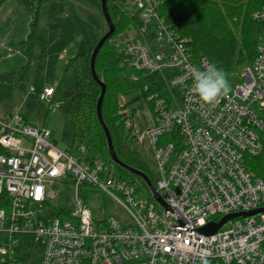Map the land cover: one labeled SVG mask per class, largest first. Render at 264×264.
<instances>
[{"label": "built area", "instance_id": "1", "mask_svg": "<svg viewBox=\"0 0 264 264\" xmlns=\"http://www.w3.org/2000/svg\"><path fill=\"white\" fill-rule=\"evenodd\" d=\"M159 5L126 0L140 24L116 48L122 66L164 81L139 110L142 127L135 118L128 126L133 147L152 154L167 207L102 160L56 148L47 126L0 112V264H264V212L233 218L211 236L201 232L264 209V29L244 83L201 106L191 73L211 64L194 57ZM253 19L264 26V8ZM55 93L48 86L39 98L51 105ZM58 186L72 188L71 202ZM110 204L132 224L110 216Z\"/></svg>", "mask_w": 264, "mask_h": 264}, {"label": "trees", "instance_id": "2", "mask_svg": "<svg viewBox=\"0 0 264 264\" xmlns=\"http://www.w3.org/2000/svg\"><path fill=\"white\" fill-rule=\"evenodd\" d=\"M9 1L0 0V7ZM17 1L31 13L32 21L27 38L20 44L26 58L25 64L17 71L0 74V112L8 116L14 113L12 107L16 97L30 92L40 10L44 2L51 0ZM158 1L160 16L185 40L194 57H204L211 65L223 69L231 86L235 71L254 61L264 26L253 19V14L264 8V0ZM107 3L116 31L105 43L96 61L97 75L107 89L102 107L103 119L111 133L118 158L127 166L146 174L156 187L157 177L146 155L129 141L128 136L133 129L127 130L126 124L134 120L148 94L163 90L164 81L159 74H148L122 66V57L116 44L124 40L129 31L138 28L139 17L125 8L126 0H107ZM95 46L89 40L82 39L77 54L65 65V72L75 77L74 84L63 93L65 112L74 130L73 142L68 151L86 162L102 160L109 171L113 169L121 177L136 181L139 190L148 191L142 179L116 165L111 159L107 138L97 115L101 88L91 71Z\"/></svg>", "mask_w": 264, "mask_h": 264}, {"label": "rangeland", "instance_id": "3", "mask_svg": "<svg viewBox=\"0 0 264 264\" xmlns=\"http://www.w3.org/2000/svg\"><path fill=\"white\" fill-rule=\"evenodd\" d=\"M6 5L8 6L0 15V74L17 71L25 64L26 58L21 52L20 44L27 38L32 21L31 13L17 0H10ZM107 32L108 25L98 0H51L41 6L30 76V86L34 92L17 96L12 110L24 115L38 127L47 122L46 126L53 131L52 141L60 150H69L74 138V130L63 104V93L74 84L75 77L65 72V65L77 54L82 39H87L95 45ZM128 35L133 38L136 32L132 30ZM243 71V67L235 71L231 86L233 90L244 83ZM48 86H52L56 92L51 105L39 98V94ZM135 119V128H141L143 121L140 111L135 114ZM128 123L127 130L130 129ZM128 138L131 141V134ZM146 159L155 173L152 154L146 155ZM55 189L63 201H72L71 187L58 186ZM109 214L125 225L132 224L127 213L115 204L109 205ZM97 216L100 218L101 214Z\"/></svg>", "mask_w": 264, "mask_h": 264}, {"label": "water", "instance_id": "4", "mask_svg": "<svg viewBox=\"0 0 264 264\" xmlns=\"http://www.w3.org/2000/svg\"><path fill=\"white\" fill-rule=\"evenodd\" d=\"M40 1H44V0H40ZM98 1L102 5V14H103V17H104L107 25H108V32L96 44V46H95V48L93 50L92 57H91V71H92L94 79L96 80V82L98 83V85L101 88V96H100V98L98 100V104H97V115H98L99 122H100L101 126L103 127L105 135H106V138H107L108 149H109V152H110V155H111V159L116 165L124 168L125 170L129 171L130 173H132L135 176H137L140 179H142L146 183V185L149 188V190L151 191V193L157 199V201L167 207V205L163 201V199L161 197H159L155 187L152 185V183H151L150 179L148 178V176L146 174H144L143 172H140V171H138L136 169H133V168L127 166L126 164H124L118 158V156H117V154L115 152L114 143H113V139H112L111 133H110L108 127L106 126L105 122H104L102 107H103V102H104V98H105L107 89H106V85L100 80V78L97 75V72H96V61H97L98 55H99L100 51L102 50V48L104 47L105 43L115 34L116 27H115V24H114V22L112 20L107 0H98ZM261 212H264V209H259V210H256V211H253V212H250V213H246V214H241V215H239V214L230 215V216H227V217L223 218L218 223H210V224H208L207 226H205L204 228L201 229V232L204 235L211 236V235L216 234L223 227V225L227 221H229V220H231L233 218H236L238 216L250 217V216H253V215H255L257 213H261Z\"/></svg>", "mask_w": 264, "mask_h": 264}, {"label": "clouds", "instance_id": "5", "mask_svg": "<svg viewBox=\"0 0 264 264\" xmlns=\"http://www.w3.org/2000/svg\"><path fill=\"white\" fill-rule=\"evenodd\" d=\"M191 94L201 106H213L221 97L226 96L231 85L227 73L218 69L214 64L207 66L204 70H194L191 73Z\"/></svg>", "mask_w": 264, "mask_h": 264}, {"label": "crops", "instance_id": "6", "mask_svg": "<svg viewBox=\"0 0 264 264\" xmlns=\"http://www.w3.org/2000/svg\"><path fill=\"white\" fill-rule=\"evenodd\" d=\"M6 6H8V5H4V6H1V7H0V15L4 12ZM55 94H56V93H55Z\"/></svg>", "mask_w": 264, "mask_h": 264}]
</instances>
